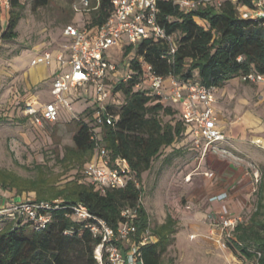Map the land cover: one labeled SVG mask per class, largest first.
<instances>
[{"label": "trees", "instance_id": "16d2710c", "mask_svg": "<svg viewBox=\"0 0 264 264\" xmlns=\"http://www.w3.org/2000/svg\"><path fill=\"white\" fill-rule=\"evenodd\" d=\"M9 2L8 22L1 34V39L6 41L17 36L15 28L23 8L19 0ZM241 2L250 4V0ZM34 4L45 6L47 0H34ZM90 7L93 10L84 17L89 26L102 25L112 11L110 0H94ZM157 7L159 23L171 35L175 51L171 53L166 41L153 38L142 40L137 46L124 45L122 61L128 60L132 76L128 82L114 76L106 80L112 94H120V103L108 105L117 118L99 131L100 144L111 158L122 157L128 162L139 184L142 174L151 168L162 150L176 145L194 149L180 106L135 88L140 77V58L158 75L207 87L222 88L228 81L242 80L249 73L264 75L263 20L241 18L237 3L224 0L219 7L205 3L187 11L174 0H158ZM92 113L90 110L86 116ZM78 124L72 136L73 145L64 146L62 156L57 158L65 170H79L93 155L92 127L89 122ZM35 168L39 174L34 180L0 169L1 197L11 199L27 192L34 194V199L27 200L43 201L51 206L44 211L50 219L39 230L31 221L20 217L2 222L0 264H99L94 250L101 243V237L85 227L87 222L94 224L98 219L114 232L126 222L135 228L131 241L138 246L142 264H171L164 263L161 256L174 241L176 220L172 215L167 214L163 223L150 230L156 241L140 244L141 236L149 231V216L141 204L140 185L137 188L129 182L124 188L100 193L82 173L57 186L59 175L56 178L48 175L39 164ZM259 172L254 210L234 228L225 243L234 256L264 264V165ZM78 204L85 206L92 216L86 222L72 216L71 207ZM116 244L122 248L121 242Z\"/></svg>", "mask_w": 264, "mask_h": 264}, {"label": "rangeland", "instance_id": "374dc122", "mask_svg": "<svg viewBox=\"0 0 264 264\" xmlns=\"http://www.w3.org/2000/svg\"><path fill=\"white\" fill-rule=\"evenodd\" d=\"M19 1L23 8L15 28L17 36L13 40L1 39V34L7 26L9 10L0 9V169L21 178L34 180L39 174L35 166L39 164L44 166L48 175L55 178L59 175L55 185L62 186L78 173L81 174L86 164L84 163L79 170L77 168L65 170L57 158L62 156L64 146L73 145L72 136L79 127L78 122H88L86 115L81 113L86 108L91 109L94 103L92 89L86 87L70 89L68 100L71 102L72 110L60 109L55 123L43 122L36 125L25 117L24 110L29 104L38 105L42 101H53L49 81L35 79L31 72L33 70L31 62L38 52L61 49L64 44L62 29L67 24L79 20L80 17L73 7L79 5L81 0H47L45 6H35L34 0ZM88 1L93 3L94 0ZM121 54L116 45L106 52L108 61L118 64L119 73L124 72ZM116 96L119 97L120 94L117 93ZM117 97L109 101L112 99L117 101ZM216 97L218 103L215 105V111H218L225 129H239L240 126H245L248 138L239 140H248L243 147L257 150L258 143L251 141L258 135H264V88L233 79L222 88H218ZM182 146L176 145L162 150L154 158L151 168L142 174L140 181L141 204L149 216V233L154 226L164 222L167 214L176 220L174 241L162 254L163 262L256 264L254 259L234 256L227 245L218 243L220 230L214 223L215 217L219 214L218 207L210 203L209 193L226 187L219 179L220 168L226 164L229 166L232 162L235 168L240 166L250 172L260 169L264 163L253 161L246 167L244 163L238 161L239 158L234 159V156L243 154L240 153L241 146L225 144L220 147L227 152L217 155L223 160L220 168L214 169L211 176L207 177L205 175V171L209 170L207 162L200 164L199 160L196 165V159L201 157L198 158L197 152L189 145ZM173 149L179 153H175ZM231 180L233 178L227 180V183ZM237 198L239 199L238 196ZM15 199L32 200L34 194L23 192ZM256 200L254 192L244 198V202L240 200L242 203L240 210L232 212L240 214L243 221L247 220L254 210ZM121 246L126 256L132 254L134 263L141 264L136 258L137 255L132 253L131 242L124 241ZM97 250L96 247L94 250L96 258L99 255Z\"/></svg>", "mask_w": 264, "mask_h": 264}, {"label": "built area", "instance_id": "2783aa9c", "mask_svg": "<svg viewBox=\"0 0 264 264\" xmlns=\"http://www.w3.org/2000/svg\"><path fill=\"white\" fill-rule=\"evenodd\" d=\"M158 0H110L111 14L102 25L89 26L84 20L90 10L88 0H81L79 5L73 7L79 20L67 24L62 29L64 44L53 55L49 51L38 54L31 62L32 65H51L56 61L59 68L51 79L50 93L53 101L29 104L24 110L34 124L43 122L55 123L60 109L72 110L68 100V92L74 88H91L94 103L91 107L93 113L86 116L92 127L91 140L94 141L93 155L84 165L81 173L100 193L107 189L124 188L129 182L139 187V182L133 176L128 162L122 157L111 158L105 147L100 144L99 131L105 124L112 125L117 115L108 108L109 104H119L120 99L113 95L106 80L116 76L123 82L131 79L128 70V60L123 61L124 72H118V64L111 63L106 57V52L114 45L118 46L119 53L124 45L137 46L142 40L153 38L166 41L170 45V51H175V44L171 35H168L158 20ZM224 0H174L175 4L184 10L194 9L202 4L210 3L216 7L221 6ZM237 3L238 15L243 19L263 20L264 25V0H250V4H243L241 0H231ZM9 0H0V9L9 10ZM125 39V41H124ZM245 82L262 84L264 75L249 73L241 78ZM135 88L145 90L148 96L160 97L161 100L178 104L181 108L182 119L188 126L191 143L194 149L199 150L200 157L207 153L219 154L227 151L220 147L225 142L226 136L222 130L218 116L214 109L217 87H207L192 81H177L173 76L163 77L154 73L153 67L143 58H140V77ZM117 97V101L109 99ZM78 100V99H77ZM109 101V102H108ZM86 115V114H85ZM97 128V129H95ZM209 175L208 172L205 174ZM252 191L255 192L260 180L258 170L252 172ZM213 196L210 201L217 199ZM221 200L226 194H220ZM51 206L43 201L6 199L0 196V229L4 220H12L17 217L31 221L35 229L44 228L50 216L44 212ZM72 216L78 221H87L92 216L83 205L71 207ZM124 214V213H123ZM133 215H129L132 218ZM219 227L218 243L226 245V238L232 235L234 228L243 221L240 214L232 212L229 206L223 204L219 214L214 220ZM85 227L94 235L101 237V243L97 246L99 264H135L132 254L126 256L116 242H131L132 253L139 254L138 246L131 241V234L135 228L129 223H122L114 232L107 224L98 219L96 223L87 222ZM156 241V237L149 231L141 236L140 244ZM142 264V261L138 259Z\"/></svg>", "mask_w": 264, "mask_h": 264}, {"label": "crops", "instance_id": "0c3cea01", "mask_svg": "<svg viewBox=\"0 0 264 264\" xmlns=\"http://www.w3.org/2000/svg\"><path fill=\"white\" fill-rule=\"evenodd\" d=\"M86 14H88V13H86ZM78 15L80 17V14H78ZM46 51H48V50H46ZM58 51H59V49L52 50L49 52H51L53 55H55ZM41 53L38 52L36 54V56L38 54H41ZM32 67H33V70H31V72H33L35 79L40 80L39 78H41L42 80H48L49 81V90H50L52 76H53L54 72L59 68L58 63L56 61H53L51 63V65H49V66H46L44 64H38V65H32ZM257 85H260L262 88H264V86L262 84H257ZM45 102H50V101L49 100L42 101L41 103H45ZM217 103H218V98L216 97V102L214 103V109H215V105ZM35 104H36V106L40 105V104L37 105V103H35ZM81 104H82V102H81ZM90 110H91L90 108L84 109L83 113H81V115H85ZM216 114H217L218 119H219L218 111L216 112ZM219 123H220L222 130L225 133V136H226L225 142L221 143L220 146H223L225 144L241 146V147H239V149L241 151L240 153H243V154L240 156H237V157L234 156V159L239 158L238 161H240L241 163H244V165H246V167H248L250 164H252L253 161H256L260 164L264 163V135H262V134L258 135L254 140L251 141V142L258 143L257 150L248 149L246 147H243L248 142V140H242V141L239 140V139H243V138H245V139L248 138V134H247V131L245 129V126L244 127L240 126L239 129L230 128L229 130H227V129H225V125L223 124V122L220 119H219ZM231 127H233V126H231ZM193 150L195 152H197V154L199 156L198 158H200L199 150H197V149H193ZM217 155H219V154L207 153L204 157H202L200 159H196V165H197L199 160L201 162L200 164H202V162H207L208 167H209V170L205 171V172L209 173V175H207V177L211 176L212 171L214 169H218V167L220 168V165L222 163L221 161H223V160L218 158ZM230 163L231 164L229 166L226 164L225 166L220 168V171H219V175H220L219 179L221 180V184H223V183L226 184V187L225 188H218L217 190H213L212 192L210 191V193H209L210 198L213 196L218 197L217 199L210 201L211 204L218 207V213L220 211V207L223 204L229 206L231 210H234V211H238V209L240 210V207L242 206V203H240V202L241 201L244 202V198H246L250 194L254 193L252 191V183H253L252 172L253 171L248 172L247 170H244L240 166L238 168H235L233 166L232 162H230ZM223 169H224V171H222ZM257 170L259 172V169H257ZM223 173H225V175H223ZM235 176H237V177H235ZM232 178H233V180H231L230 182L228 181L229 183H227V180H230ZM222 193L226 194V198L223 200H221L219 198L220 194H222ZM237 196L239 197V199L237 198ZM161 223H163V222H161Z\"/></svg>", "mask_w": 264, "mask_h": 264}]
</instances>
